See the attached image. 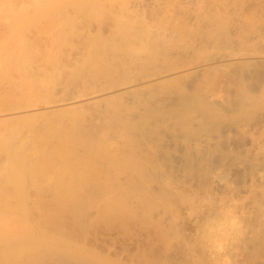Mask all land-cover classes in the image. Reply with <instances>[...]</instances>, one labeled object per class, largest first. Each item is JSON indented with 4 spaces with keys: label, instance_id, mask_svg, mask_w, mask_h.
I'll use <instances>...</instances> for the list:
<instances>
[{
    "label": "bare ground",
    "instance_id": "1",
    "mask_svg": "<svg viewBox=\"0 0 264 264\" xmlns=\"http://www.w3.org/2000/svg\"><path fill=\"white\" fill-rule=\"evenodd\" d=\"M29 2L32 1L29 0ZM48 3L49 0H38L39 6L37 2L34 3L35 7L32 6L33 9L45 10L42 13L34 9L40 17L59 12L56 15L58 21L55 31L49 34V29L47 30V35L51 36V39L49 38V46V39H46L47 45L43 44L45 48L48 46L46 51L44 47V49H38L37 46H41L42 40L30 38L31 34H27L29 31L25 33L24 29L18 30L9 24L8 30L6 24L9 20L4 24L6 27L2 23L9 32L8 36L5 33L6 39L0 40V124H9L18 128L14 130L13 127L15 132L9 135L1 134L0 131V222L7 225L5 230L0 231V264H120L111 261L110 255L93 250L92 248H95L93 246L90 248L86 245L85 238L79 239L78 236L72 235L70 230L67 231L65 220L74 222L80 229L78 234L85 235L88 227H93L92 224L95 226L96 220L111 217V214H121L126 208L128 210L126 203L132 202L131 199V202H126L129 201L127 200L129 195L134 194L131 197L139 204L146 202L148 205H154L156 202L154 196L158 195L151 193L152 189L151 192H141L143 186H137L133 181L135 174H137L136 178L146 177L144 168L140 167L146 156L142 157L144 145L141 140H138L139 136L141 135L140 139L143 142L145 140L146 143L148 127L153 130L160 127L159 131L164 127L166 129L170 124L182 127V124L186 122L189 124L192 120L191 124L200 115H202L200 118H206V121L200 119V123L202 120L204 125L207 119L212 122L220 118L218 115L220 106L228 107L230 103L234 105V102L227 99L229 96H226L222 89L225 86L224 79L219 80L222 76L217 77L219 74L216 75L215 68L208 64L211 61L206 59L209 55L204 58L202 51L206 52L205 49L211 46L221 47L224 43L229 45V41H233V36L237 38L236 43H239L234 45L247 48L243 50L244 53L249 51L248 46H252L255 42L264 45V0H81L72 7L69 6L72 0H64L61 5L53 8H49ZM26 6L24 10L27 9ZM4 7L3 3H0V12L4 13ZM248 8H252L251 12L244 15L243 11ZM24 10V13L18 10L20 14L17 13V15L30 13ZM51 20L49 24L53 22ZM54 23L51 24L54 25ZM61 42L68 44L69 47L72 45L76 49L80 47V55L73 56L72 49H70L72 53L68 54L71 57L64 54L65 51L62 48L60 51ZM251 46L253 51L255 48L252 49ZM247 53L245 55L249 57ZM199 56L205 60L203 61ZM192 57L202 60L200 62L199 59L195 63ZM213 57H211L212 61ZM185 80L193 81L191 86L193 89L190 92L187 89L186 92L182 85ZM179 83L180 85H177ZM244 86L242 91L238 92L239 96L236 95L239 101V105L235 104L239 106V125L234 122V125H230L238 132L240 128L245 129L249 124L251 130H256L260 125L262 126V123L264 124V88L260 89L259 95L254 93L253 95L243 91L246 90ZM188 124L187 126H190ZM243 124L246 125L242 126ZM187 126L183 125L184 128ZM138 132L141 134L136 137ZM255 138L257 137L253 136L250 140L251 149L255 150L253 153L257 158L264 160V144L261 146L260 143H256L259 139ZM115 139L123 140L125 145L119 140L118 144L121 143L126 149L122 146V150L111 146ZM147 140L149 141L148 138ZM95 158L102 159L108 165L112 163L120 169V173L123 170L134 175H127L129 176L127 182L119 181L117 176L104 181L101 172L96 168L93 169L92 166L95 164L90 162ZM168 182L162 183L158 193L161 197L177 198L176 186H169ZM141 183L143 184L142 180ZM131 190L134 193H130ZM250 193H254L253 189ZM262 195L259 200L263 201L264 194ZM47 196L51 200L47 201L45 199ZM257 206L255 209H261ZM166 207L169 208L168 205ZM147 210L144 209L143 214ZM126 213L129 212L126 211ZM115 216L113 215L114 218ZM149 216L147 215V218ZM135 217L137 218L136 215ZM4 224L1 223L0 226Z\"/></svg>",
    "mask_w": 264,
    "mask_h": 264
},
{
    "label": "rangeland",
    "instance_id": "2",
    "mask_svg": "<svg viewBox=\"0 0 264 264\" xmlns=\"http://www.w3.org/2000/svg\"><path fill=\"white\" fill-rule=\"evenodd\" d=\"M12 1L13 0H6L5 2H4V0L0 1L1 4L3 3V7L5 6L4 4H6L7 7L9 6L8 7L9 9H7L6 6L3 8L4 13H2V11L0 12V17H2V18H0V21L3 20V22H0L1 23L0 24V28H1L0 29V35H1L0 38L1 39L0 40L2 41V40H4V38L5 39L7 38L9 31H7L4 27H6V25L9 24L10 26L13 25L12 27L13 28L15 27V29H18V30L24 29L26 31L25 33H27L29 31L27 34L28 35L31 34L30 38L34 39V37H35L37 39L39 38L38 40H42L41 41L42 43H40L42 47L40 45H38L37 46L38 49L40 50L43 47L45 48L46 46H44V45L45 44L47 45V40L49 38L51 39V36L47 35V33H48L47 30L49 29L48 30L49 34H52L55 31L56 26H57L56 24L58 21V19H57L58 17L56 15L59 12L58 13L56 12V14H54V15L50 14L46 17H40L39 16L40 14H38V12L37 13L34 12L35 8L34 9L32 8V6H34V3L36 4V2H37V6H39L38 0L37 1L36 0H30L32 2H29V0L28 1L27 0L26 1L25 0H18L19 2L17 0H15L14 2H12ZM50 1H51V3H50ZM63 1L64 0H49V3L47 6L49 8L57 7V5H61ZM80 2H81V0H72L71 5H69V6L72 7V5L78 4ZM15 3H18L19 6H18V4H15ZM30 3H32V4H30ZM28 4L30 6H28ZM39 4H41V3H39ZM25 6L27 8V9L25 8L26 10H24ZM47 6H45V7H47ZM22 8L24 11H27L26 13H28V11H30V13L27 15L22 14V13H21V15H17V13L20 14L19 12H23ZM1 9H2V7H1ZM14 9H17V10H14ZM18 10H20V11L18 12ZM36 10L40 11L39 9H35V11ZM59 10H61V8H59ZM251 10H252V8H248V9L243 11V14L244 15L249 14L251 12ZM32 11H33V13H32ZM44 11L45 10L40 11V12L43 13ZM52 15H53V17H52ZM50 16L52 17L53 22H55L54 23L55 26L52 25L53 22H50V24H49V21L51 20ZM54 16H56V18ZM5 17H6V20L4 21ZM20 18H22V19L20 20ZM32 18H34V20ZM53 18H55V19H53ZM35 19H37V20L35 21ZM47 19H50V20H47ZM6 21H8V23ZM47 21H48V23H47ZM11 22L12 23L14 22V23L11 24ZM42 22H45V23L43 24ZM2 23H3V25L6 23L7 24L4 25V27H3ZM15 24L17 26L18 25L19 26L17 27ZM48 24L50 25L49 28H48ZM9 25L7 26L8 30L10 28ZM51 28H53V30ZM3 29L6 32H4ZM38 30L39 31L41 30L40 32H42V31H44V32L40 34V32ZM32 31H34L35 34ZM51 31H52V33H50ZM2 32H3V34H2ZM5 33L7 36H5ZM45 34L47 36H44ZM37 35H38V37H37ZM44 38H45V40H44ZM50 39L48 40V42L50 41ZM43 40L46 43H44ZM234 40H235V42H234ZM236 41H237V38L236 37L234 38V36H233V41H231V42L229 41V45L224 43L223 46H221L222 48L220 46H219L220 48L219 47L214 48L215 46L213 45L214 47L211 46L210 48L208 47V49H205V50H207L206 52L202 51V52L206 53V54L203 53L202 55L204 58L209 55L206 59L210 60L211 62H209L208 64L212 65V67L215 68L216 75L219 74L217 77L221 78V76H222L221 79H219V78H217V79H219V80L224 79V84L226 86V87L225 86L224 87L226 89H224V87H223L222 89L225 92L223 90L222 91L224 92V94L226 93V96H229V97H227V99L229 98L230 102H234V105L235 104L239 105V101L237 99V97L239 96L238 92H240V90L242 91L244 85H245L244 87L246 88V90H243V91H245V92L248 91V93H251V94L254 93L256 95H259L260 94L259 92H261L262 88H264V56L262 57V55H264L263 54L264 53V45L262 43L258 44L256 42H255V44L253 43L252 46L247 45L250 50H251L250 46L252 47V49L255 48L254 49L255 53H254V50L253 51L247 50L248 53L247 52L244 53L243 50H245L247 48H245V46H244V48L241 47L242 49L239 46L237 47L236 45H239V43H236ZM49 44H50V42L48 43V46H49ZM62 44L60 46V51L62 48L66 52V53L64 52V54H67V56H70L68 54H70L72 52H73V54H72L73 56L74 55L75 56L80 55L79 54V53H81L80 47L76 46L79 48V50H77L78 48L76 49L72 45H70V47H69V46H67L68 44H65V43H62ZM234 44H236V45H234ZM48 46H47V48H45V49L43 48V49L46 51L48 49ZM71 47H73L75 49H73ZM229 48H231V49L229 50ZM239 48H240V50H239ZM70 49H72L73 51ZM217 49H219V50H217ZM44 50H42V51L44 52ZM68 50H69V52H67ZM246 53H247V55L249 54V57H247L245 55ZM242 55H245V56L243 58H240V56L242 57ZM199 57H201V56H199ZM203 57H201V58L203 59ZM211 57H213V61H212ZM192 58L194 59L193 62H195V61L198 62L197 60L200 59V58H198L196 60L195 57H192ZM224 58H226V59H224ZM202 59H200L199 61L201 62ZM222 59H224V60H222ZM204 60L205 59H203V61ZM189 61H190V59H189ZM242 61L244 64L242 63ZM193 62L191 61V63H193ZM247 64H248V66H247ZM249 65H251V66H249ZM233 66H234V68H233ZM220 68H222V70ZM228 69H230V71ZM240 70L241 71L244 70V71L241 72ZM222 71L225 73H223ZM212 73H214V71ZM231 76H232V78H231ZM228 78H229V80H228ZM187 81L188 80H185V83H182V85L184 86L185 91L187 89V91L189 90V92H190V90L193 89V87H191V86H193V81H191V80H189L188 82ZM253 81H254V83H253ZM221 82L223 83V81H221ZM240 83L242 86L240 85ZM177 85H180V83ZM232 85H233V87H232ZM189 88H191V89H189ZM215 92H216V90H215ZM219 93L221 96L222 95L221 91ZM237 94H238V96L236 97ZM230 102H227V103H230ZM232 104L233 103L228 104L227 105L228 107H226V105H222V107L224 109L220 106L219 107L220 112L218 113L220 118L215 120V121L211 120L212 122H210V120L207 119V122L206 123L204 122V125H203V121H206V118L203 117V119H202V118H200V117H202V115L199 116V114H198L199 122H198V119H196L195 116L193 115L194 117L193 116L192 117H193V119L194 118L195 119H194V122H192L191 124H190V122L192 120L189 121L190 126H187L188 122H186L187 124L186 123L182 124V127L179 125L171 126L172 124H170V126L166 127V129H165V127L161 128L160 129L161 132L159 131L160 127L154 129L155 131L152 128L150 129V127H148L149 130L148 129L147 130L149 132H148L147 136H150V137L146 136V138H145L146 143H145V140L143 142L142 139H140L141 133L138 132L136 134L137 135L136 137H138L140 135L139 136L140 138H138V140L139 141L141 140V143H143V145H144L143 146V153H142L144 156H142V157L146 156L145 159L143 158V162H142L143 164L141 163L140 167L144 168L143 169V170H145L144 175L146 174L145 175L146 177H139L138 176V178H136L137 174H135V175L129 174L128 172L123 171V170L121 171L122 173H120V171H119L120 169L118 167L113 166L112 163H109V165H108L102 159H100L101 161L97 158L90 160L91 164H95L92 166L93 169L96 168L97 170H99L101 172L100 174H101V176L104 177L103 178L104 181H109L111 177L117 176V179L119 181L127 182L129 176L134 175V177H135V179L133 180L134 184L137 186L141 185L140 187L143 186L141 188L142 190L140 189L141 192H151L153 190L151 193H154V195H158V196H156V197L154 196V199L156 201V202L154 201L155 202L154 205H148V204H146V202H144V204L140 203L141 204L140 205L136 199H133L131 197L134 194L129 195L130 197L128 196V199H127L129 201H126V202H131V200H132L133 203L132 202H131V204L126 203L127 207H129V208H128V210H126L127 208L124 209V212L122 210L121 214H123V216L120 213L117 215L113 214L114 216L116 215L115 216L116 218H114L113 215L111 214V217L107 216L108 219L104 217V218H102L103 221L101 218H100L101 221L96 220L94 222L95 226H94V224H92L91 226H93V227H91V228L88 227V230H89V231L87 230L88 235L87 234L84 235V233L78 234V232H80V229L78 228V226H76L74 222H73L74 223L73 224L72 221H70L69 219H66L65 220V226L66 225L68 226V227L66 226L67 231L70 230L69 232L70 233L72 232L71 234L75 235V237L78 236L79 239L85 238V241L89 240L88 242L86 241V245H88L90 248H92V246L95 247L92 249L97 251V252L110 255L111 261L117 262L120 264H136V263L137 264H147V263H149V264H175V263L176 264H183V263L184 264H216V263L217 264H234V263H236V264H264V200L263 201L259 200V198L263 196L262 194H264V178H263L264 177V167H263L264 166V160H261V159L257 158L256 155H254L255 150L251 149V144H250L251 143L250 140L253 139V136L254 137L256 136L257 138H255V139H257V140L259 139V142L256 141V143H258V144L260 143V145L263 146V144H264V138H263L264 137V127H263L264 124L262 123V126L260 125V127H258L256 130L249 129V125H250L249 124L248 127L247 126L245 127L246 131H245V129H243L244 127H242V128H240V130L238 132L237 129H234L230 126V125H234V124L239 125V121H238V119H239L238 107L239 106L235 105V107L237 108V110H236V108ZM231 109H232V111H231ZM195 115H197V113ZM257 118L259 119V117H257ZM200 119L203 120V121L201 120V123H200ZM195 120H197V121H195ZM233 122H234V124H233ZM248 122H249V120H248ZM248 122H245V123L248 124ZM228 123H230V124H228ZM224 124H226V125H224ZM6 125L0 124L1 134L2 133L4 135L12 134L13 132H15V131H13V127H14V130H17L16 129L17 126H12L9 124H6ZM183 125H184V127L187 126V128H184ZM245 125L243 124L242 126H245ZM4 127H6V128H4ZM11 129H12V131H11ZM253 129H255V128H253ZM150 130L153 132H151ZM156 131H157V133H156ZM243 131L245 132V134ZM192 132H194V133H192ZM203 133H205V134H203ZM167 134H168V136H167ZM190 134H192V135L190 136ZM200 134H202V135H200ZM157 136H159V137H157ZM188 137H191V138H188ZM147 138L149 139V141L147 140ZM116 140L117 139L113 140V142H112L113 144H110V145L113 147H117V149L122 150L123 148H121V146H122V144H124L123 140L118 139L122 144L121 143L118 144L119 141L118 140L116 141ZM157 140H159V141H157ZM115 141H116V144H114ZM155 141H156V143H155ZM198 141H200V143ZM148 143H150L149 146H146V145H148ZM124 145L122 147L125 148ZM250 150H251V153H250ZM263 150L261 149V151H263ZM246 151H248V153ZM150 155H152V156H150ZM251 155L255 156L256 158L251 156ZM196 157H197V159H196ZM92 161H93V163H92ZM150 162H151V164L152 163L153 164L151 165ZM188 164L190 167L188 166ZM97 165L98 166L100 165L99 166L100 168ZM106 166H107V168H106ZM104 168H105V170H104ZM146 168H148V169H146ZM183 168H185V169H183ZM257 168L259 170H257ZM121 169H124V168L121 167ZM117 170H118V172H117ZM159 170H161V171H159ZM255 170H256V172H255ZM252 171H253V173H252ZM145 172H147V173H145ZM107 173L109 174V176ZM123 174H125V176H127V175H129V176L125 177ZM184 174L186 175L185 177H184ZM156 175H157V177H156ZM105 176H106V178H105ZM140 176H142V175H140ZM140 178H141L143 184L141 183V180H139ZM148 178H150V179H148ZM244 178H245V180H244ZM122 179H124V180L122 181ZM200 179H201V181H200ZM164 181L165 182L169 181L168 182L169 186L170 185H172V187L176 186L175 188L178 191L177 192L178 193L177 198L169 197V196H165L166 198L164 196L161 197V194L158 192L160 191L161 185ZM136 183H138V184H136ZM246 185H248V187ZM252 185H253V188H252ZM249 186L251 187V189H253L254 193L256 191L257 194L256 193L255 194L250 193L251 189L249 190V188H250ZM197 190H199V191H197ZM179 192L183 195L179 194ZM208 192H210V193H208ZM130 193H134V191L131 190ZM197 194H199V195H197ZM188 195H189V197H188ZM192 195H193V197H192ZM210 195L213 196L214 198L211 197ZM237 195L239 198L237 197ZM242 196H243V198H242ZM47 197H45V199L47 201L51 200V198L49 196H47ZM184 197H186V198H184ZM170 198H172V199H170ZM173 198H175L176 200L178 199V200L177 201L175 199L173 200ZM194 198H196V200L197 199L198 200L196 201V200H194ZM157 199H159L160 201H158ZM253 199H254V201H253ZM164 201L166 203H169V204L171 203V205L164 203ZM255 201H256V203H255ZM183 202H184V204H183ZM166 205H168L170 209L168 207H166ZM256 205L259 206V207L257 206L258 209L259 208H261V209H259V210L255 209ZM160 206H162V207H160ZM163 206L165 208H163ZM253 206H255V207H253ZM157 207H159V209ZM143 208L145 210H147V209H149V210L144 211V214H143V212H142L144 210ZM150 208L151 209L153 208V209L151 210ZM173 208H175V209H173ZM160 210H162V211H160ZM126 211L129 213H126ZM175 211H177V212H175ZM135 212H136V214H135ZM128 214L129 215L132 214L131 215L132 217L129 216ZM149 214H150V216H149ZM135 215L137 216V218L135 217ZM147 215L149 216L148 218H147ZM151 216H154L153 218L156 221H154ZM159 216H160V218H159ZM142 218H144V219L142 220ZM155 218H157V219H155ZM161 218H162V220H161ZM105 219H106V221H105ZM116 219H117V221H116ZM123 221H125V222H123ZM128 221H129V223H128ZM131 221H133V222H131ZM140 221L141 222L143 221V222L141 223ZM1 223L4 224L3 222H0V224ZM70 225L72 228L70 227ZM150 226H152V227H150ZM161 226H162V228H161ZM124 227H126V228H124ZM6 228H7V225L4 224V225L0 226V231L5 230ZM156 228H158L160 231H158V229H156ZM126 229H127V231H126ZM110 230H111V232H110ZM122 231H125V232H122ZM109 233H111V234H109ZM126 233L128 234V236ZM132 234H133V236H132ZM80 235H82V236H80ZM152 235L156 236V237H153ZM86 236H87V238H86ZM106 237H108V238H106ZM126 238H128V239H126ZM151 239H153V240H151ZM164 239H166V240H164ZM113 240H115V241H113ZM244 242H246V243L248 242V243L246 244ZM241 244H242V246H241ZM240 247H241V249H240ZM147 248H149V249H147ZM151 253H152V255H151ZM119 256H122V257H119ZM234 256H235V258H234ZM116 257H118V258H116ZM133 257H134V259H133ZM139 257H140V259H139ZM147 259H148V261H147ZM127 261H129V263ZM131 261L133 263H131ZM241 261H242V263H241ZM243 262H245V263H243Z\"/></svg>",
    "mask_w": 264,
    "mask_h": 264
}]
</instances>
